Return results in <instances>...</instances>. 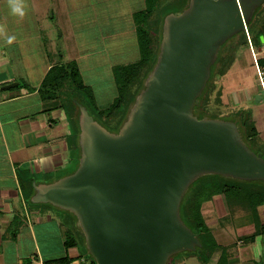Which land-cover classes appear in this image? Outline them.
Listing matches in <instances>:
<instances>
[{
    "label": "water",
    "instance_id": "water-1",
    "mask_svg": "<svg viewBox=\"0 0 264 264\" xmlns=\"http://www.w3.org/2000/svg\"><path fill=\"white\" fill-rule=\"evenodd\" d=\"M181 3L161 16L156 61L120 127L109 131L70 94L77 167L32 183L29 202L73 217L95 264H168L202 250L181 216L186 194L201 179L264 186V157L249 147L240 121L197 111L222 46L246 35L264 0Z\"/></svg>",
    "mask_w": 264,
    "mask_h": 264
},
{
    "label": "rangeland",
    "instance_id": "rangeland-1",
    "mask_svg": "<svg viewBox=\"0 0 264 264\" xmlns=\"http://www.w3.org/2000/svg\"><path fill=\"white\" fill-rule=\"evenodd\" d=\"M181 2L182 0L172 2L174 4L171 3L163 10L178 9L182 4ZM23 4L25 15L19 17L11 14L9 0H0V32L4 36L0 40V53L2 56L5 55L6 61H8L7 65L3 64V71L7 78H14L20 84L19 88H12L5 92L9 93L15 89L27 87L36 91L48 65L74 61L78 66L82 81L88 87L93 88L97 96V103L100 106L109 104L114 96L112 87L113 68L131 64L138 59L136 32L130 12L140 8L139 1L23 0ZM263 9L264 5L262 6ZM260 12L257 14H260ZM241 37L242 34L232 38L222 46L220 51L223 56L222 59L225 60L226 58L227 61L224 66L229 67L227 73L222 75L221 78L218 79V76H216L217 89L222 88L223 107L220 117L240 121L238 117L244 115L245 119L249 118V122L256 121L255 123H258L255 120L256 117L264 118V99L257 100L259 96H262V91L253 65L252 52H255V59L258 60L260 56L258 55V48L254 49L249 45L240 47L238 41ZM260 42L261 46H264V40H260ZM228 56L234 59L231 63L227 60ZM218 69L219 65L216 67L215 72ZM61 101L65 104V107L71 111H76L75 107L66 98L62 97ZM56 102L58 103L54 100V104ZM44 105L47 104L44 103ZM248 144L252 150L260 152L257 143ZM262 156L264 157V153ZM77 164L78 159L67 166L64 173H72ZM36 178L39 179V176H36ZM22 189L26 195L28 184L24 182ZM217 198H219V201L215 200L216 198L213 201L215 210L216 206L220 208L221 204H223L224 209L223 197ZM26 206H28V210L26 208L25 211L26 215L21 212L19 220L22 217L24 218V215L27 219V212L32 208H39L43 212L47 211L55 215L64 232L72 228L70 215L61 210L50 205L31 204L29 199L26 200ZM262 206L256 208L257 215L258 212L264 213V207ZM238 210L245 212L242 209ZM215 213L218 215L217 211ZM216 219L220 227H214L216 220L213 216L210 217L211 221L208 222L212 226L213 231H211L216 244L220 245V243L226 242L224 241L226 237L219 228L223 227L229 221V218L222 216L216 217ZM231 240H234V237ZM78 242L79 244L74 252L82 256L80 260L92 261L86 252L84 242L82 240ZM233 248L228 246L226 249L223 248V252H219V249V254L216 257L222 255V257L228 259L229 253L234 251ZM193 254L176 255L170 259L168 264H203ZM80 260L76 262L80 263Z\"/></svg>",
    "mask_w": 264,
    "mask_h": 264
},
{
    "label": "crops",
    "instance_id": "crops-1",
    "mask_svg": "<svg viewBox=\"0 0 264 264\" xmlns=\"http://www.w3.org/2000/svg\"><path fill=\"white\" fill-rule=\"evenodd\" d=\"M138 1L141 6L130 12L131 19L133 13L144 7V0ZM2 35L0 32V40L4 38ZM259 53L264 79V46L259 48ZM6 60L5 55L0 53V264H30L38 257L44 262L53 261L66 253L68 257L76 258L78 255L74 249L67 252L64 250V230L55 215L32 208L27 212L28 218L25 219L28 206L19 177L20 175L24 178V182L28 184L26 194L30 198L33 182H51L68 174L64 173L67 166L78 159L77 130L74 123L71 125L75 111L72 114V111L67 112L59 101L56 104L54 101H42L37 91L29 92L27 88L6 93L5 91L10 89L5 90L3 87L17 83L14 78H7L3 71V64H8ZM50 66L46 67L45 74ZM112 87L114 96L111 101L116 95L114 82ZM93 93L97 103L94 90ZM246 94L248 95L247 92ZM97 105L100 106L98 103ZM255 120L258 123H250L256 129L255 144L257 143L261 152L264 151V118L258 116ZM36 176H39V179ZM215 200L219 201V198ZM206 204L202 213L212 231L208 222L210 217L213 216L216 220L214 227H220L216 217L229 218V221L219 228L226 237V242L220 243V246L225 249L228 246L235 248L229 253L225 264H264V213L258 212L263 231L255 234L256 229L249 213L234 210V213L229 215L226 206L223 209V204L220 208L216 206V210L214 202ZM21 212L25 215L19 220ZM233 237L234 240H231ZM216 256L207 264H215Z\"/></svg>",
    "mask_w": 264,
    "mask_h": 264
},
{
    "label": "trees",
    "instance_id": "trees-1",
    "mask_svg": "<svg viewBox=\"0 0 264 264\" xmlns=\"http://www.w3.org/2000/svg\"><path fill=\"white\" fill-rule=\"evenodd\" d=\"M175 1L177 0H144L142 10L132 14L137 38L138 59L131 64L113 68V82L116 87V95L109 104L101 107L97 105L92 88L85 85L82 81L78 66L74 61L50 66V69L36 90L42 101H59L63 109L69 112L71 110L65 107L61 98H66L75 107L69 99V95L71 94L106 129L112 132L116 131L122 124L131 103L139 92L143 80L156 61L160 41V15L162 16L166 11L163 8ZM246 30V35L242 34L241 39L238 41L239 46H247L249 39L254 49L261 48L260 38L264 37V9L260 14H257L254 21ZM227 60L231 63L234 59L228 56ZM225 63H227L226 58L220 63L219 69L215 72V75L199 100L197 111L200 115L210 118H221V109L223 107L222 88L220 89L221 91L217 89L216 76L221 78L222 75L227 73L229 67H225ZM258 65L259 68H263L261 60L258 62ZM19 86L20 84L16 88H19ZM27 90L29 92L35 91V89L28 87ZM73 112L74 110L71 114ZM238 118H240V124L243 127L246 141L253 145L257 136L256 129L248 119H245L244 115H240ZM73 123L76 126L74 118L72 125ZM261 152L263 155L264 151ZM19 177L21 187L23 188L24 178L20 175ZM220 196L223 197L229 215H232L234 210L238 209L244 210L245 213L248 211L247 213L252 216L254 222L255 234L263 231L256 208L264 205V186L232 182L219 177H208L197 181L184 198L181 216L184 222L198 236L202 244V250H197L193 256H196L203 264H206L215 255H218L219 249V252L223 250V247L216 244L212 231L202 213L204 204L213 202L215 198ZM28 198L29 195L26 194L25 199L27 200ZM71 218V231L67 229L64 232L63 247L65 252L76 249L79 244L78 241L81 242L82 240L83 242V237L75 226V220L73 217ZM81 258L80 254L76 258H70L66 253V255L59 259L45 261V263L72 264ZM89 262L90 264H95L93 261ZM225 262L226 259L221 255L217 258L215 264H225Z\"/></svg>",
    "mask_w": 264,
    "mask_h": 264
},
{
    "label": "clouds",
    "instance_id": "clouds-1",
    "mask_svg": "<svg viewBox=\"0 0 264 264\" xmlns=\"http://www.w3.org/2000/svg\"><path fill=\"white\" fill-rule=\"evenodd\" d=\"M9 8L11 14L14 16L23 17L25 15V6L23 4V0H9Z\"/></svg>",
    "mask_w": 264,
    "mask_h": 264
},
{
    "label": "flooded vegetation",
    "instance_id": "flooded-vegetation-1",
    "mask_svg": "<svg viewBox=\"0 0 264 264\" xmlns=\"http://www.w3.org/2000/svg\"><path fill=\"white\" fill-rule=\"evenodd\" d=\"M248 45L250 46V47H252L251 46V43H250V40H248ZM251 49V48H250ZM258 51H259V49H258ZM256 54H257V52H256ZM260 54V53H259ZM258 54V55H259ZM252 55H253V59H254V63H253V65H254V68H255V72H256V76H257V79H258V84L260 85V88L262 87V88H264V82H263V77H262V72H260L261 70V68H259V65H258V62H259V60L260 59H255L254 57H255V52L253 53L252 52ZM264 91V90H263ZM263 91H262V97H263V99H264V93H263Z\"/></svg>",
    "mask_w": 264,
    "mask_h": 264
},
{
    "label": "built area",
    "instance_id": "built-area-1",
    "mask_svg": "<svg viewBox=\"0 0 264 264\" xmlns=\"http://www.w3.org/2000/svg\"><path fill=\"white\" fill-rule=\"evenodd\" d=\"M247 38H248V36H247ZM30 264H46V263L41 259V257H38V258L34 259ZM72 264H75V263H72ZM76 264H90V262L86 261V260H84V261L80 260V263H76Z\"/></svg>",
    "mask_w": 264,
    "mask_h": 264
}]
</instances>
